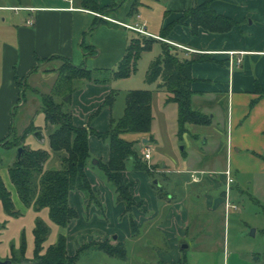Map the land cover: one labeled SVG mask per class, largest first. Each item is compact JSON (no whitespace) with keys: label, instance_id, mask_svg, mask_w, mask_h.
<instances>
[{"label":"rangeland","instance_id":"rangeland-1","mask_svg":"<svg viewBox=\"0 0 264 264\" xmlns=\"http://www.w3.org/2000/svg\"><path fill=\"white\" fill-rule=\"evenodd\" d=\"M6 1L10 2V0H0V2ZM138 2V0H134V7L139 4ZM113 10L114 7L110 6L108 11L99 10L97 13L101 18H111L109 14ZM141 11L146 13L145 8H142ZM151 25L148 27L149 30H151ZM100 26L99 24L89 32L87 41ZM125 31L132 34L129 30ZM161 52V43L155 42L152 47L141 53L135 72L123 78L113 77V71L118 69L121 59L114 63L113 59L101 56L99 50L97 54L90 57H82L78 61L79 63L75 64L87 66L94 70L96 77L105 81L95 82L85 78H75L69 89L71 92L69 91L66 96H63L66 99L71 93L68 106L76 126H85L93 131L106 132L123 115L128 91L133 89L153 90L151 133L154 139L151 137L150 142L143 143L139 139L141 137L139 133L126 132L122 135L127 140H141L136 146L141 153L139 154L142 160L146 161L149 167V169H138L135 167L133 159L126 162V169L123 172L124 179L132 184V194L135 200H139V202L136 201L139 205L135 206L136 208L134 207L135 209L133 208L132 211H126V204L118 198L113 183L108 180L103 169L99 167V163H93V159L102 162L108 161L110 154L109 139L101 138L95 133L89 135L92 159L86 166V173L93 190L100 195L102 206L94 200L91 201L86 191H72L71 193L75 192L78 197L74 196L76 194L70 193L69 204L77 211L78 216L66 227H62L50 219L48 207L37 210L33 206L26 208L19 204L14 191L15 187H11L9 177L5 174V170L13 164L18 154L19 147L9 148L10 145L32 123V125H38L42 136L35 135L37 130L32 131L27 135L24 143L33 149L49 147L48 122L41 109V96V104L37 111L35 103L32 102V98L30 99L33 91L26 86L25 94L22 96L27 102L24 106H16L14 131L6 141L0 144V173L12 189L13 199L17 205L16 209L19 212L17 215H10L0 204L1 260L8 259V256L12 255V250L18 251L16 256L20 259L22 256L19 252L22 245H25L26 256H33L34 229L38 220L45 221L50 227L44 242V249L54 243L59 234L64 233L67 238V252L71 256L75 255L83 244L99 241L106 235L112 241L113 239L125 241L126 258L112 256L100 249L90 248L81 252L80 264H151L152 261L164 258L166 254L169 256L179 255L183 258L185 253L181 250L180 243L179 246L177 244L179 238L177 229H179L183 218L182 211L177 210L178 206L174 207L173 211L176 214L171 218L168 216L167 208L163 206L162 197L165 195L166 189H169L166 179L175 181L174 174H170L168 169L172 171V169L182 166L187 167L191 158H194L195 163L192 166L196 167L197 162L207 171V173L204 171L206 174L198 175L199 179L203 175L215 176L218 179V184L212 189L211 186H207L198 179L196 182L191 181L189 190L196 193V190L201 189V193L210 192L213 198H220L226 189V184L222 182L223 175L220 172L225 169L228 158L226 145H223V142L226 143L227 129L223 126L222 121L213 127L188 124L189 130L180 135L177 103L168 102V92L158 88L154 82L150 83L146 80L151 63ZM88 60L90 61L89 65L87 64ZM54 64H57V61L50 65ZM237 65H233L232 68ZM40 88L41 91H44V88ZM109 94H115L114 99L110 104H104ZM61 95L56 99L61 100ZM211 132L216 134L214 139ZM144 136L150 139V136ZM207 137L209 140L205 144ZM148 147L152 150V156L147 161L144 158V152ZM50 158L51 155L48 160ZM254 171L233 169L236 181L231 186V199L238 205V208L231 209L228 215L225 214L224 206L216 204L214 208L212 203L207 204L206 201H200L196 208V218H199L203 223H207L205 220L209 219L211 230L202 224L201 231L203 230L204 235L208 234L209 240L200 249H196L195 259L191 256L195 250L188 251L190 253L188 256L191 259L189 264H227L228 255H235V253H238L243 260L242 262L238 261L237 264H264V170L258 168ZM156 180L158 183L155 182ZM197 182L201 183L200 187L196 186ZM153 212H156V216L150 220L149 215ZM132 218L139 224H137V233H133ZM192 246L195 247V243Z\"/></svg>","mask_w":264,"mask_h":264},{"label":"crops","instance_id":"crops-1","mask_svg":"<svg viewBox=\"0 0 264 264\" xmlns=\"http://www.w3.org/2000/svg\"><path fill=\"white\" fill-rule=\"evenodd\" d=\"M35 1L0 2V139L7 137L11 133L12 126L14 127L16 106H24L27 102L22 96L25 94L26 86L33 91L30 99L32 98L38 111L41 104L40 96L52 91L59 77L58 69L63 59H70L75 64L85 57L81 45L83 35L96 17H100L96 11L85 8L81 0ZM95 1L101 6L114 7L109 14L111 18L102 17L105 22L91 34L88 41L104 58L113 59L115 63L124 56L132 38L145 36L155 39L152 46L155 42L161 44L166 42L174 46L182 58L193 59L192 106L195 110L210 116L211 122L205 126L213 127L222 121L227 129L226 143L223 142V145H226L228 158L225 169L220 172L223 175L222 182L226 184L224 171L228 167L232 170L235 168L236 171H256L258 168L264 170L262 158L264 157V0H138L139 4L135 5L136 7L133 5L134 0ZM205 2L211 3L217 13L234 19L238 25L225 32H215L200 27L198 33H193L187 19L184 23L173 25L167 34H163L164 28L180 18L185 11ZM117 4L121 6L118 7ZM17 6L24 8L19 10L12 8ZM142 8L146 9V13L141 11ZM29 19H33L34 24H29ZM136 22L144 24L145 34L131 30L125 25ZM149 25L151 30L148 29ZM125 30L131 31L132 34ZM228 51L238 52L233 56L241 59L237 67L230 66ZM201 56H211L213 60L201 61L199 60ZM55 61L57 64L50 65ZM89 63L88 60L87 64ZM161 82L162 80L158 79L154 83L158 86ZM40 87L44 88V91H41ZM167 94L169 97L170 94ZM48 123L50 135L54 125ZM35 135L37 136V132ZM49 135L47 150L51 152V158L46 162L45 168H60L61 158L66 155V151L52 150ZM211 135L213 139L216 136L213 133ZM148 136L154 139L151 132ZM139 139L143 143L151 141L144 135ZM208 140L207 137L205 144ZM193 160L194 158H191L187 167L182 166L172 171L168 169L170 174H174L175 181L166 179L169 189H166L162 197L168 216L172 218L176 214L173 211L174 207L178 206L177 210L182 211L183 218L177 229L179 233L177 244L179 246V243L185 240L188 248H181L185 253L183 258L179 255L166 254L164 258L152 261L151 264H189L191 259L188 251L195 250L193 255L191 254L195 259L196 249H200L209 240L208 234L204 235L201 229L202 224L210 229L211 222L206 219L207 223H203L196 218V208L200 201L212 203L214 208L216 204L225 208V191L220 198L215 199L210 192L201 193L200 189L194 193L189 190L190 183L197 181L190 179V171H198L199 176L207 173L204 166L197 162L196 167L192 166L195 163ZM5 174L9 177L11 187L14 188L9 168L5 170ZM233 175L235 178L234 172ZM199 180L212 189L218 184V179L211 175H203ZM4 183L11 191V187L5 181ZM196 186L200 187L201 183L197 182ZM14 191L19 204L26 206L21 201L16 187ZM74 196L78 197L77 194ZM13 201L17 206L14 199ZM136 201L139 202L137 199ZM153 216H156V212L150 213L149 219L151 220ZM100 240L125 244V241L118 239L112 241L107 235ZM193 243L195 247L192 246ZM16 252L12 250V255ZM238 261H243L238 253L228 255L227 264L230 262L237 264Z\"/></svg>","mask_w":264,"mask_h":264},{"label":"trees","instance_id":"trees-1","mask_svg":"<svg viewBox=\"0 0 264 264\" xmlns=\"http://www.w3.org/2000/svg\"><path fill=\"white\" fill-rule=\"evenodd\" d=\"M85 8L94 11H108L109 7L101 6L95 0H81ZM120 6L119 4H117ZM112 7V5H111ZM189 19L193 33H198L200 27L215 31H229L238 23L225 15L219 14L211 3L205 2L184 12L176 21L164 28L163 34H167L173 25L184 23ZM105 22L101 17L96 20L86 31L82 39V48L85 57L97 54V48L87 41L89 32L99 24ZM155 39L152 37H134L130 40L124 56L119 61L118 69L113 71L114 78L130 76L136 70V65L141 53L152 46ZM162 52L150 65L146 80L150 83L161 78L162 82L158 88L166 90L170 96L167 101L176 102L178 105L179 133L182 135L187 131V124L209 125V115L197 111L192 106V64L193 59L182 58L176 48L166 42H162ZM199 60H213L211 56H201ZM100 70V69H99ZM59 77L48 94L41 95V109L45 114L46 121L54 125V130L49 135L50 146L55 151L64 150L66 155L61 158V167L46 169L45 163L50 157L47 149H33L24 142L27 135L37 130V136L41 137V131L32 124L25 128L23 133L13 142L9 148L23 147L21 155L17 154L16 160L9 167V173L16 187L21 201L26 206H33L37 210L44 207L49 208L50 219L57 225L66 227L73 219L77 218V211L70 206L69 196L74 190L86 191L91 201L100 202V195L92 188L86 173V166L90 163L92 156L89 149V135L95 133L101 138L110 141V154L106 162L99 161V167L103 169L108 180L115 186L118 198L126 204V211H132L139 204L136 202L130 182L125 181L123 172L126 162L133 159L138 169H149L146 161L142 160L141 153L136 144L141 140H127L122 135L126 132H135L141 135H149L153 121L152 100L153 90L133 89L126 94V105L123 115L114 126L106 132L93 131L85 126H76L73 123L72 112L68 106V99H64L71 90L70 86L75 78H85L95 82L105 81L96 77L94 70L85 65H76L70 59H63L58 69ZM22 86L21 81L18 82ZM259 90V88H258ZM262 92V91H261ZM62 94V95H61ZM116 94V93H115ZM115 94H109L104 104H110ZM62 96L61 100L57 97ZM14 131L0 139V144L6 141ZM151 140V137H150ZM140 153V154H139ZM264 159V157H262ZM0 204L10 215H17L11 191L6 187L0 174ZM132 217V216H131ZM133 233H137V223L132 218ZM49 225L38 220L34 229V252L32 257L25 254V245H22L21 258L16 253L8 257L13 264H80L81 252L90 249H100L112 256L126 258L127 249L121 242L113 244L109 240L92 241L83 244L73 256L67 252V238L60 234L57 241L44 249V242L49 233Z\"/></svg>","mask_w":264,"mask_h":264},{"label":"built area","instance_id":"built-area-1","mask_svg":"<svg viewBox=\"0 0 264 264\" xmlns=\"http://www.w3.org/2000/svg\"><path fill=\"white\" fill-rule=\"evenodd\" d=\"M13 9H16V10H19V9H22L24 7H12ZM28 23L29 24H34V20L33 19H29L28 20ZM127 28L131 29V30H134V31H137L139 33H146V28L144 26V24H141V23H138L136 22L135 24H125ZM229 55H230V66L232 67L233 65L235 64H240L241 62V59L238 57V58H234L233 56L235 54H237L238 52L237 51H228ZM151 148L148 147L145 152H144V158L145 160H149L151 158ZM224 174L226 175V189H225V202H224V205H225V211H226V214L229 213V211L233 208H238V205L235 204L232 199H231V186L233 185V183L235 182V178H234V175H233V170L228 167L225 171H224ZM190 177H191V180L192 181H196L198 180V171H190Z\"/></svg>","mask_w":264,"mask_h":264},{"label":"water","instance_id":"water-1","mask_svg":"<svg viewBox=\"0 0 264 264\" xmlns=\"http://www.w3.org/2000/svg\"><path fill=\"white\" fill-rule=\"evenodd\" d=\"M68 99V97H66V100ZM23 151V147H19L18 148V154L21 155ZM93 163H99V160L97 159H93ZM156 183H158V180L155 181ZM180 248L182 249H186L188 248V243L185 241V240H182L181 243H180ZM0 264H13L12 260L11 259H4V260H1L0 259Z\"/></svg>","mask_w":264,"mask_h":264}]
</instances>
